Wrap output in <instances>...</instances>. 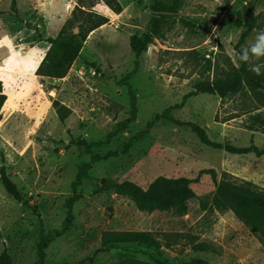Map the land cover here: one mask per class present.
<instances>
[{"label":"rangeland","instance_id":"obj_1","mask_svg":"<svg viewBox=\"0 0 264 264\" xmlns=\"http://www.w3.org/2000/svg\"><path fill=\"white\" fill-rule=\"evenodd\" d=\"M151 3L16 0L13 6L12 0H0V81L7 95L0 118V169L6 167L31 206L10 197L0 179V255L7 249L12 264H35L41 232L62 227L65 202L85 165L91 168L77 189L82 198L74 205V225L46 249V264H117L128 257L164 264H264V242L233 212L211 206L216 186L210 175H200L215 169L219 179L227 172L264 190V156L213 149L189 127L164 119L145 132L156 115L181 103L198 84L236 77L235 69L243 63L241 49L264 30V0H184L180 14L164 37L142 53L136 69L130 37L146 31L153 17ZM118 5L123 11L115 16ZM91 12L108 17L109 23L89 34L67 76L37 75L48 51L46 39L58 36L71 20L77 33ZM252 17L257 22L241 40ZM253 63L264 64V58ZM250 72L241 77L244 87L238 94L223 101L218 95L192 96L172 115L200 125L212 141L264 148V133L249 129L252 115L264 117V89L259 95L250 91L251 76L257 75ZM131 95L136 97L137 121L115 133L118 123L130 117ZM55 100L71 111L64 123L53 108ZM132 138L126 154L93 162L92 155L120 151ZM79 140L106 143L89 154L75 144ZM159 176L192 181L195 197L186 215L141 212L112 188L123 181L147 188ZM107 230L152 231L163 241L166 233L173 246L117 247L88 260ZM197 243L207 245L206 250L195 251Z\"/></svg>","mask_w":264,"mask_h":264},{"label":"trees","instance_id":"obj_2","mask_svg":"<svg viewBox=\"0 0 264 264\" xmlns=\"http://www.w3.org/2000/svg\"><path fill=\"white\" fill-rule=\"evenodd\" d=\"M184 0H152L151 11L153 14L146 31L142 35H132L130 37L131 50L136 57V69L139 67V58L143 52L147 51L149 46L153 44L155 39L164 37L165 31L168 29L171 21L176 18L183 7ZM12 5H16V0H12ZM81 10V9H80ZM123 11L121 5H118L115 9V16L121 14ZM85 14V11H79ZM86 24L79 23L78 32L73 33L74 21H68L64 29L54 38L46 39L48 44V51L40 66L37 69V75L47 77L50 79H61L67 76L71 66L80 56L84 44L87 41L89 34L96 31L103 25L109 23L108 17H96L93 13H87ZM96 18V19H95ZM257 22L256 17H252V22L249 25L247 31H243L241 40H244L249 31L254 27ZM249 64L243 62L241 67L235 69L236 77L233 80L230 79H215L213 81H205L197 85L196 91L190 92L185 95L183 101L179 104L170 106L165 109L162 114L155 116L152 122L148 124L147 132L156 122L161 119L168 120L171 123L179 126H187L192 132H194L199 141L213 149L224 150L230 154H254L257 158L264 156V148L252 145L249 147H237L231 144H222L212 141L207 135L206 130L200 125L193 122H184L177 120L172 111L181 109L184 107L186 101L199 94H211L218 95L222 101L228 98L230 95L238 94L244 87L241 81L242 76L251 75L248 69ZM98 70V69H97ZM252 79L249 82L251 85L250 91L255 95L261 94V89H264V74L251 76ZM130 79V74L127 75L124 80ZM132 105L130 111V117L126 120L118 123L117 130H125L130 124L137 121V107L136 97L131 95ZM7 101V95L3 91L2 82L0 81V118L2 109ZM53 108L56 110L59 120L64 123L69 117L70 109L62 104L60 101L55 100L53 102ZM249 129L251 131H259L264 133V117L259 114L252 115L249 118ZM141 136V135H140ZM112 134L108 136L106 142L110 141ZM123 146L120 151H111L104 156L92 155L93 162H97L101 159H107L113 156L124 155L131 147V141ZM106 142H96L88 145L84 140H79L75 144L85 148V151L91 154V149L95 146H100ZM90 165L81 166L77 174V178L72 184L73 195L69 197L66 202L67 216L63 221L60 229H52L45 233L40 234V240L37 245V261L35 264H46V249L49 245L66 235L74 225V205L82 198V195L77 191L81 186L82 180L85 177ZM201 174H208L211 176L215 186L216 194L211 202V206L220 211H231L235 216L259 239L264 242V190L253 182L239 179L238 177L222 172L220 179L219 174L215 169H204ZM0 179L4 185L8 195L18 202H25L26 206L30 204L25 201L24 196L17 187V185L10 179L6 173V167L3 165L0 169ZM192 181L186 177L170 178L166 176H159L156 178L147 188H143L135 182L123 181L113 185V191L118 196L128 198L133 202L135 207L146 213H153L155 211L167 212L173 211L178 216H184L188 213V202L195 197V193L191 187ZM207 205L203 203V210H206ZM33 208V207H32ZM165 241L156 232L152 231H140V230H107L102 233L100 247L94 252L93 257L88 260H92L98 254L109 253L111 250L117 247L124 246H145L153 250H161L163 248L170 249L173 246L171 235L165 233ZM177 236H181L177 234ZM206 246L204 243H197L194 245L195 251H205ZM0 264H12V259L7 249L0 255ZM117 264H164L160 261L151 259L141 260L134 257H128L117 262ZM193 264V261L190 263Z\"/></svg>","mask_w":264,"mask_h":264},{"label":"clouds","instance_id":"obj_3","mask_svg":"<svg viewBox=\"0 0 264 264\" xmlns=\"http://www.w3.org/2000/svg\"><path fill=\"white\" fill-rule=\"evenodd\" d=\"M5 39L7 38L5 37ZM261 58H264V30L256 35L251 45L243 47L240 54V60L248 63L250 70L257 75L261 74V68H264V64L253 63V61H259Z\"/></svg>","mask_w":264,"mask_h":264},{"label":"bare ground","instance_id":"obj_4","mask_svg":"<svg viewBox=\"0 0 264 264\" xmlns=\"http://www.w3.org/2000/svg\"><path fill=\"white\" fill-rule=\"evenodd\" d=\"M103 27H104V25L101 28H103ZM2 111H3V109H2Z\"/></svg>","mask_w":264,"mask_h":264}]
</instances>
